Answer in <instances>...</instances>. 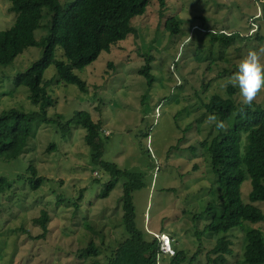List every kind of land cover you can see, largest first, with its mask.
<instances>
[{
    "label": "rangeland",
    "instance_id": "rangeland-1",
    "mask_svg": "<svg viewBox=\"0 0 264 264\" xmlns=\"http://www.w3.org/2000/svg\"><path fill=\"white\" fill-rule=\"evenodd\" d=\"M75 1L60 0V4L66 8ZM263 4V0H166L160 18L158 1L152 0L145 14L132 20L135 36L76 72L87 84L86 93L59 83L53 67L44 74L53 99L48 117L60 115L66 122L75 113L85 112L101 124L103 161L143 177L144 188L133 194L137 229L145 240L168 235L172 249L184 253V264H208L207 254L219 238L196 235L222 209L217 193H211L216 176L201 146L216 134L218 121L208 120L204 104L213 95L227 98L228 78L240 60L248 51L264 47ZM9 8L8 0H0V31L14 24L16 15ZM46 11L43 27L35 33L37 40L48 33ZM170 17L180 24L176 36L164 29ZM209 31L237 33L245 40L225 47L212 43L206 35ZM41 54V49L31 48L11 65L0 67V112L12 108L28 114L37 111L28 90L16 87L13 79ZM144 54L154 58L150 88L139 75ZM233 88V100L242 104L238 89ZM253 102L264 109V92ZM229 127L223 123L221 128L226 132ZM86 134L74 128L63 137L55 126L36 122L24 152L14 161L0 160V178L13 183L10 190L0 193V264H91L82 252L90 241L99 247L97 261L105 263L118 243L127 239L121 223L123 182L100 199L109 177L91 163ZM30 165L44 179L37 191L29 185ZM250 190L247 179L241 186L244 203ZM209 204L214 208L206 214ZM253 206L264 213V202ZM42 211L49 218L44 234L34 222ZM238 229L228 234L233 255L225 264L242 262L247 232L259 230L264 236V222L246 223ZM165 258L158 264H171Z\"/></svg>",
    "mask_w": 264,
    "mask_h": 264
},
{
    "label": "trees",
    "instance_id": "trees-1",
    "mask_svg": "<svg viewBox=\"0 0 264 264\" xmlns=\"http://www.w3.org/2000/svg\"><path fill=\"white\" fill-rule=\"evenodd\" d=\"M10 12L16 15L13 26L0 31V67L11 65L26 50L38 48L41 57L30 68L14 77L16 87H23L29 92V101L37 108L34 113H26L19 109L0 112V160L10 162L16 160L26 149L32 134L33 124L55 126L58 132L67 136L74 128L86 130V146L90 151L91 163L105 172L109 180L104 185L100 199H106L119 182H123L121 196V223L127 239L119 242L105 263L97 261L99 247L90 241L82 252L91 258V264H158L164 263L159 249V241L154 236L145 240L135 224L133 194L144 188L143 177L120 170L115 164L103 161L104 143L100 139L101 124L94 123L85 112H77L64 122L62 116L48 117L47 110L53 106V99L47 88L50 81L44 79L45 72L53 67L59 83L76 86L81 94L86 93L87 84L77 74L92 65L102 53H110L112 47L136 35L132 20L142 17L152 0H76L66 8L60 0H8ZM160 18L164 17L166 0H157ZM264 1V0H263ZM263 15H264V4ZM49 16L46 26L47 36L39 40L35 33L42 25L43 10ZM164 29L170 35L180 33V24L174 17L167 18ZM207 36L212 43L230 46L237 40H245L237 33L231 35L215 34L209 31ZM248 39V38H246ZM62 57L57 58V52ZM144 66L139 75L146 80L148 88L154 83L152 64L154 58L150 54L141 55ZM108 68H112L108 64ZM227 98L213 95L204 109L206 113L215 115L217 121L228 123L229 129L224 132L217 128L216 134L201 143L208 154L212 173L216 176V184L211 193H217L221 202V211L213 216L203 231L196 233L204 237L206 233L218 235L214 246L207 254L208 264H225L227 257L233 255L232 243L228 234L235 229L242 230L243 224L264 222V213L253 206L264 202V109L253 102L250 106L237 104L233 100L235 89L227 87ZM245 137L244 145L241 137ZM55 149L54 145L50 146ZM30 188L37 191L43 178L38 177L33 166L27 169ZM249 179L251 190L248 203L241 198V186ZM5 178H0V193L12 188ZM214 208L209 204L210 213ZM49 218L42 211L34 220L43 234L47 232ZM89 224V223H88ZM87 225V223H86ZM246 246L242 262L236 264H264V236L259 230H251L245 234ZM171 264H184L186 257L181 251H174L169 257ZM195 257L191 261L193 263Z\"/></svg>",
    "mask_w": 264,
    "mask_h": 264
},
{
    "label": "clouds",
    "instance_id": "clouds-1",
    "mask_svg": "<svg viewBox=\"0 0 264 264\" xmlns=\"http://www.w3.org/2000/svg\"><path fill=\"white\" fill-rule=\"evenodd\" d=\"M191 39L189 35L188 41ZM228 84L238 89L241 103L248 106L264 92V47L247 52L240 60L237 71L228 78ZM208 120L216 122L217 117L210 115ZM217 127H223V122L217 123Z\"/></svg>",
    "mask_w": 264,
    "mask_h": 264
},
{
    "label": "built area",
    "instance_id": "built-area-1",
    "mask_svg": "<svg viewBox=\"0 0 264 264\" xmlns=\"http://www.w3.org/2000/svg\"><path fill=\"white\" fill-rule=\"evenodd\" d=\"M105 136H108L109 134L107 132H104ZM156 239H158L159 241V246H160V253L163 256H167V257H173L174 256V250L171 247V239L169 238V236L167 235H161V236H155Z\"/></svg>",
    "mask_w": 264,
    "mask_h": 264
}]
</instances>
